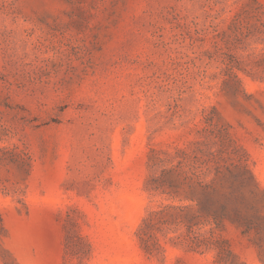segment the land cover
Here are the masks:
<instances>
[{
    "label": "rangeland",
    "instance_id": "1",
    "mask_svg": "<svg viewBox=\"0 0 264 264\" xmlns=\"http://www.w3.org/2000/svg\"><path fill=\"white\" fill-rule=\"evenodd\" d=\"M0 264H264V0H0Z\"/></svg>",
    "mask_w": 264,
    "mask_h": 264
}]
</instances>
